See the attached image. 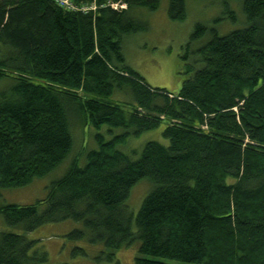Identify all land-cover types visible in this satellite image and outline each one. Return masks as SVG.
<instances>
[{"label":"trees","instance_id":"16d2710c","mask_svg":"<svg viewBox=\"0 0 264 264\" xmlns=\"http://www.w3.org/2000/svg\"><path fill=\"white\" fill-rule=\"evenodd\" d=\"M95 2L84 15L53 0H0V83L10 85L0 91V191L69 162L45 200L0 205L5 225L24 234L0 232V264H48L25 234L64 223L81 227L68 241L133 249L134 264H264V0H217L232 23L239 6L243 27L222 37L194 27L177 94L150 88L122 51L147 29L137 12L161 0ZM186 2L168 0L171 21L186 20ZM162 125L168 146L147 143L136 161L118 150ZM72 126L124 134H98L97 150L73 156ZM142 180L152 190L133 213L127 201Z\"/></svg>","mask_w":264,"mask_h":264},{"label":"rangeland","instance_id":"374dc122","mask_svg":"<svg viewBox=\"0 0 264 264\" xmlns=\"http://www.w3.org/2000/svg\"><path fill=\"white\" fill-rule=\"evenodd\" d=\"M186 9V20L173 22L167 16L168 0H161L156 12L142 10L136 14V19L144 22L147 29L124 39L122 51L127 65L138 73L152 89H160L170 94L179 92L183 81L187 78L185 64L180 59V55L196 25L201 24L207 28L216 29L221 37L243 27L241 25L243 15L239 6L232 8L236 17L234 23L222 15L223 8L217 0H187ZM9 87L8 83H0V91L7 90ZM116 99L121 100L120 97ZM72 127H74L72 137L75 145L73 156L85 148L97 150L95 137L98 134L106 139L124 134L122 129H114L109 133L111 129L108 127H103L100 131L90 128L78 130V127ZM163 130L164 125L140 137H128L127 142L118 150L136 161L147 143L156 142L163 146L169 145V142L162 136ZM134 152H138V155H133ZM68 165L69 162L65 163L47 178L37 180L25 189L13 192L0 191V205L25 206L45 200L49 185L66 174ZM84 165L83 160L79 166ZM151 190L152 185L148 181H140L131 191L130 199L127 201L128 208L136 213ZM79 228L81 227L78 224L73 223L47 225L25 236L29 240L38 241L39 246L44 247L48 255V264H113V262L114 264H134L136 254L133 249L109 251L101 246H92L87 242L68 241L67 235ZM0 232L24 235L20 230L7 227L1 217ZM77 249L82 250L83 254L74 256L73 253ZM109 255L115 258L111 262L107 261Z\"/></svg>","mask_w":264,"mask_h":264},{"label":"built area","instance_id":"2783aa9c","mask_svg":"<svg viewBox=\"0 0 264 264\" xmlns=\"http://www.w3.org/2000/svg\"><path fill=\"white\" fill-rule=\"evenodd\" d=\"M53 1L60 8L64 9L66 12L82 13L84 15L96 11L98 7L95 3H90V4H86L82 2L79 3L77 2V0H53ZM108 6L118 11L126 9V5L120 3L109 2Z\"/></svg>","mask_w":264,"mask_h":264},{"label":"bare ground","instance_id":"6f19581e","mask_svg":"<svg viewBox=\"0 0 264 264\" xmlns=\"http://www.w3.org/2000/svg\"><path fill=\"white\" fill-rule=\"evenodd\" d=\"M55 3V2H54ZM58 6V5H57Z\"/></svg>","mask_w":264,"mask_h":264}]
</instances>
